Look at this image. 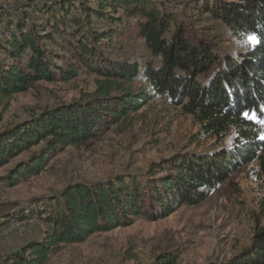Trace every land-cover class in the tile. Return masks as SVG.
<instances>
[{"label":"trees","instance_id":"obj_1","mask_svg":"<svg viewBox=\"0 0 264 264\" xmlns=\"http://www.w3.org/2000/svg\"><path fill=\"white\" fill-rule=\"evenodd\" d=\"M29 6L32 16L0 11V103L8 106L36 84L68 83L84 72L96 76V90L85 101L45 109L2 133L0 169L43 146L0 183L15 187L40 175L58 152L100 137L158 99L199 121L196 140L223 139L232 131L237 137L232 147L153 164L144 176L79 181L17 209L14 220L38 223L43 233L0 264H49L64 246L82 244L94 234L130 227L139 218L165 219L204 201L236 167L259 154L264 176L262 131L251 118L264 119V0H197L186 6L235 36L257 35L260 43L236 56L153 0H55ZM127 18L138 20L137 37L151 54L144 65L108 56ZM179 253L177 247L166 249L152 264H179ZM222 264H264V227L249 247Z\"/></svg>","mask_w":264,"mask_h":264},{"label":"rangeland","instance_id":"obj_2","mask_svg":"<svg viewBox=\"0 0 264 264\" xmlns=\"http://www.w3.org/2000/svg\"><path fill=\"white\" fill-rule=\"evenodd\" d=\"M55 0H0V11L16 16L34 14L29 3H52ZM179 15L191 31L219 43L233 55L247 51L246 37L233 35L223 24L212 21L198 11L186 9L197 0H153ZM137 19H125L120 34L108 50V56L120 60L152 59L137 37ZM100 25V24H99ZM1 40V31H0ZM61 53V52H57ZM96 76L84 72L68 83L36 84L27 93L15 96L8 106L0 103V135L28 122L45 109L65 107L85 101L96 90ZM131 120L111 127L100 137L71 146L52 156L43 172L18 186L0 183V250L8 254L23 243L38 238L41 226L27 224L16 228L11 216L32 205L35 200L56 196L76 182H108L128 175L144 176L151 165L187 154H201L232 147L236 133L225 138L202 137L199 121L181 107L160 99L150 102ZM264 120V119H260ZM253 121L262 131L264 125ZM35 146L0 169L6 177L21 162L40 153ZM263 155L250 164L236 167L224 182L204 201L183 206L159 221L139 218L134 225L108 233L92 235L82 244L64 246L49 264H152L164 250L180 249L179 264H222L252 244L255 232L264 227ZM20 207V208H19Z\"/></svg>","mask_w":264,"mask_h":264},{"label":"snow or ice","instance_id":"obj_3","mask_svg":"<svg viewBox=\"0 0 264 264\" xmlns=\"http://www.w3.org/2000/svg\"><path fill=\"white\" fill-rule=\"evenodd\" d=\"M244 35V34H242ZM246 44L248 45H251V46H256L257 44L260 43V40L259 38L257 37V35H255L254 33H248L246 34V40L244 41ZM260 111H264V109H260ZM243 116L245 118H249V113L248 112H243L242 113ZM251 118H254V119H258L255 117V115L253 114V116ZM260 124L264 125V120H259L258 121ZM260 139L264 140V136H261Z\"/></svg>","mask_w":264,"mask_h":264},{"label":"built area","instance_id":"obj_4","mask_svg":"<svg viewBox=\"0 0 264 264\" xmlns=\"http://www.w3.org/2000/svg\"><path fill=\"white\" fill-rule=\"evenodd\" d=\"M4 217V211L0 207V219ZM25 225L24 222L16 221L15 227L16 228H22ZM7 254L0 250V263H3L6 260Z\"/></svg>","mask_w":264,"mask_h":264},{"label":"crops","instance_id":"obj_5","mask_svg":"<svg viewBox=\"0 0 264 264\" xmlns=\"http://www.w3.org/2000/svg\"><path fill=\"white\" fill-rule=\"evenodd\" d=\"M27 242H28V241H26L25 243H23V245H25ZM23 245H22V246H23Z\"/></svg>","mask_w":264,"mask_h":264}]
</instances>
